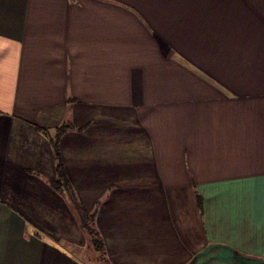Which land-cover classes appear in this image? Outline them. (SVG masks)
I'll list each match as a JSON object with an SVG mask.
<instances>
[{
  "label": "crops",
  "instance_id": "crops-1",
  "mask_svg": "<svg viewBox=\"0 0 264 264\" xmlns=\"http://www.w3.org/2000/svg\"><path fill=\"white\" fill-rule=\"evenodd\" d=\"M64 120L105 264H264V0H0V264H81Z\"/></svg>",
  "mask_w": 264,
  "mask_h": 264
},
{
  "label": "trees",
  "instance_id": "trees-1",
  "mask_svg": "<svg viewBox=\"0 0 264 264\" xmlns=\"http://www.w3.org/2000/svg\"><path fill=\"white\" fill-rule=\"evenodd\" d=\"M32 124L38 132L48 139L52 148L56 176L55 178L47 180L49 186L66 199L68 205L77 217L80 228L85 232V237H87L89 243L95 250L100 251L101 259L104 262H107L104 242L96 224L97 206L92 210H86L77 204L78 200L73 186L69 181L60 150L61 136L69 130H82L85 125L76 126L68 120L62 121L59 125L53 128H44L35 123ZM196 204L198 209L202 211L201 196L198 193H196ZM34 234L39 236L38 231H35Z\"/></svg>",
  "mask_w": 264,
  "mask_h": 264
},
{
  "label": "rangeland",
  "instance_id": "rangeland-1",
  "mask_svg": "<svg viewBox=\"0 0 264 264\" xmlns=\"http://www.w3.org/2000/svg\"><path fill=\"white\" fill-rule=\"evenodd\" d=\"M218 27V26H217ZM206 33H207V40H209V30L208 27L205 26ZM79 205V203H77ZM81 206V205H80ZM80 231L84 234L85 238V245L77 247H73V253L77 254L78 261H80L81 264H105V262L101 259L100 251L95 250L94 247L89 243L87 237H85V232L80 228Z\"/></svg>",
  "mask_w": 264,
  "mask_h": 264
}]
</instances>
